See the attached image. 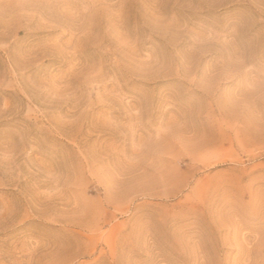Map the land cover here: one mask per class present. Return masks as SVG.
Wrapping results in <instances>:
<instances>
[{
  "label": "rangeland",
  "instance_id": "obj_1",
  "mask_svg": "<svg viewBox=\"0 0 264 264\" xmlns=\"http://www.w3.org/2000/svg\"><path fill=\"white\" fill-rule=\"evenodd\" d=\"M0 264H264V0H0Z\"/></svg>",
  "mask_w": 264,
  "mask_h": 264
}]
</instances>
